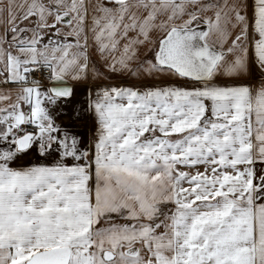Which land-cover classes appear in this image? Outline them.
Here are the masks:
<instances>
[{
	"label": "crops",
	"instance_id": "crops-1",
	"mask_svg": "<svg viewBox=\"0 0 264 264\" xmlns=\"http://www.w3.org/2000/svg\"><path fill=\"white\" fill-rule=\"evenodd\" d=\"M199 26L219 55L191 80L158 54ZM37 63L67 97L23 83ZM62 247L68 264H264V0H0V264Z\"/></svg>",
	"mask_w": 264,
	"mask_h": 264
},
{
	"label": "water",
	"instance_id": "water-1",
	"mask_svg": "<svg viewBox=\"0 0 264 264\" xmlns=\"http://www.w3.org/2000/svg\"><path fill=\"white\" fill-rule=\"evenodd\" d=\"M203 26L190 29L171 31L161 42L159 59L165 66L173 69L181 76L191 80H202L210 73L218 59V51L204 42ZM49 91L57 97H67L70 87L60 78L50 82ZM22 122L19 113L15 119V125ZM33 138V134H26L16 141L18 151L26 150ZM137 247L131 246L125 251L127 256H135ZM70 250L67 247L43 250L30 256L26 264H68ZM103 258L111 260L113 255L105 253Z\"/></svg>",
	"mask_w": 264,
	"mask_h": 264
},
{
	"label": "built area",
	"instance_id": "built-area-1",
	"mask_svg": "<svg viewBox=\"0 0 264 264\" xmlns=\"http://www.w3.org/2000/svg\"><path fill=\"white\" fill-rule=\"evenodd\" d=\"M51 77V71L48 65L45 64H33L27 67L23 82L26 85H48V80ZM37 129V125L32 122H23L15 127V133L17 137L23 136L28 133H34Z\"/></svg>",
	"mask_w": 264,
	"mask_h": 264
},
{
	"label": "rangeland",
	"instance_id": "rangeland-1",
	"mask_svg": "<svg viewBox=\"0 0 264 264\" xmlns=\"http://www.w3.org/2000/svg\"><path fill=\"white\" fill-rule=\"evenodd\" d=\"M122 81L125 82L124 77L122 78ZM159 212H160V213H159ZM162 213H164V212H163V208H160V209L157 211V214H156V215L158 216V218H156L155 222H158V220H160L159 218H160V216H161ZM160 224H161V222L158 223V224H156V223L154 224L155 227H156L155 231L162 230ZM41 251H42V250H41Z\"/></svg>",
	"mask_w": 264,
	"mask_h": 264
}]
</instances>
